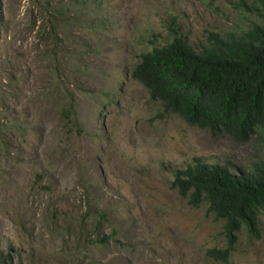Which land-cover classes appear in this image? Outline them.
I'll return each mask as SVG.
<instances>
[{"label":"rangeland","instance_id":"obj_1","mask_svg":"<svg viewBox=\"0 0 264 264\" xmlns=\"http://www.w3.org/2000/svg\"><path fill=\"white\" fill-rule=\"evenodd\" d=\"M247 4L0 0V264H264V215L230 246L174 186L197 159L251 171L259 136L191 124L133 76L175 34L199 51L262 24Z\"/></svg>","mask_w":264,"mask_h":264},{"label":"trees","instance_id":"obj_2","mask_svg":"<svg viewBox=\"0 0 264 264\" xmlns=\"http://www.w3.org/2000/svg\"><path fill=\"white\" fill-rule=\"evenodd\" d=\"M240 5L250 8L247 0ZM264 17V0H259ZM208 46L195 49L175 34L172 41L141 56L133 76L161 102L191 124L245 143L258 135L264 144V22L241 34L211 33ZM233 168V167H232ZM197 159L179 171L174 186L195 207L223 221L230 246L242 229L259 237L264 215V156L246 173ZM218 260L228 251L211 249Z\"/></svg>","mask_w":264,"mask_h":264}]
</instances>
